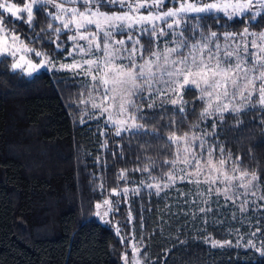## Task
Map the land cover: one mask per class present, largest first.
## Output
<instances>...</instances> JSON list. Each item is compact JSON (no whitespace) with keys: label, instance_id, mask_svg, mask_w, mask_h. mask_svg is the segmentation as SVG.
<instances>
[{"label":"trees","instance_id":"16d2710c","mask_svg":"<svg viewBox=\"0 0 264 264\" xmlns=\"http://www.w3.org/2000/svg\"><path fill=\"white\" fill-rule=\"evenodd\" d=\"M100 10L120 8L106 5ZM5 18L6 27H15L22 39L27 37L29 47L50 52L53 60H65L67 35L60 37L66 42L64 48L55 51L48 35L33 41V30L26 24L8 18V14ZM34 23L35 32L47 27L43 9ZM200 23L204 32L239 33L246 25L250 31H264V18L254 25L246 19ZM142 43L152 50L147 37ZM0 60L4 61L0 63V264H124L120 259L124 252L131 264L132 245L140 248L143 264H264V256L254 249L235 246L241 236L240 244H246L250 232L260 227L262 235L256 238L260 247L264 200L241 213L231 202L225 207L222 197L217 200L213 196V210L205 216L198 212L199 207H205L203 203L191 207L184 203L185 199H199L193 184L178 182L159 196L141 185V181H152L147 172L136 169H143L149 158L163 161L172 157L174 149L163 145L173 129L161 126L179 119L172 115L171 105L163 120L157 110L148 124L157 126L163 139H154L151 132L139 137L124 132L117 137L102 118L85 116L87 122L80 123L77 103L82 76L73 80L68 71L41 70L26 77L9 70V58ZM184 99L189 109L195 106V114L188 115L178 134L189 131L204 106L195 93ZM216 124L217 135L208 137L215 145L216 158L223 145L225 157L229 153L233 160L240 157L241 170L257 173L264 189V109L225 113L224 121L217 119ZM212 125L213 119H208L201 122V129L211 132ZM168 168L157 166L152 175L163 177ZM121 171L126 180H118ZM125 187H139L140 194L129 193L127 200L111 195L112 189ZM178 191L193 195L181 197ZM106 198L120 203L102 221L95 216V205ZM212 240H230L232 246L212 247Z\"/></svg>","mask_w":264,"mask_h":264},{"label":"snow or ice","instance_id":"6c2138e0","mask_svg":"<svg viewBox=\"0 0 264 264\" xmlns=\"http://www.w3.org/2000/svg\"><path fill=\"white\" fill-rule=\"evenodd\" d=\"M167 2L26 0L20 7L14 0H0V57L11 58V72L19 71L29 77L41 69L71 72L73 80L82 76L77 103L82 113L80 123L87 122L85 116L97 120L106 117L105 125L114 128L117 137L124 132L138 137L151 132L154 139H163L159 137V128L148 127V124L155 119L157 110L163 120L171 105L172 115L179 119H171L161 126L173 129L163 145L165 149H174L172 157L163 161L149 158L143 169H136L147 172L152 181L147 184L141 181V185L154 189L159 196L178 182H187L195 185V196L199 199H185L184 203L190 207L203 203L205 207L198 208L200 214L207 216L213 210L210 206L213 196L217 200L223 197L225 207L231 202L241 213H247L257 200H264L259 176L241 170L240 157L233 160L231 153L225 157L223 145L219 147L217 159L215 145L209 143L208 137L217 135L216 120L222 123L225 113L239 115L256 107L264 109V31H250L246 25L239 33H218L211 29L204 32L200 22L246 19L247 24H258L264 18V0H171L173 7L163 11ZM106 5L119 6L123 11H101ZM41 9L48 19L47 27L35 32V18ZM5 13L33 30V41L41 40L42 34L48 35L49 44L56 46L55 51L64 48L66 42L60 37L67 35V42L72 45L67 55L79 56V59L57 66L50 52L29 47L25 43L27 37L22 39L15 27H6ZM118 36L121 38L117 39ZM145 37L152 45L151 51L142 43ZM193 93L204 106L189 131L178 134L188 115L195 114V106L189 109L184 99L186 94ZM208 119H213L211 132L201 129V122ZM229 162L233 164L231 174L226 168ZM165 165L169 168L163 177L152 175L157 166ZM126 179L121 171L118 180ZM201 184L208 186L206 192ZM100 187L103 189L104 185ZM129 193L139 195L140 188L111 191L112 196H123L125 200ZM178 195L187 197L193 193L178 191ZM119 203L106 198L102 204L95 205V215L103 221ZM249 235L246 244H240L241 236L235 246L254 249L264 256V238L260 240V247L256 245V238L262 235L261 228L256 227ZM121 243H124L123 237ZM226 245L232 246V241H211L212 247ZM120 259L129 264L127 252L122 253ZM131 264H143L136 245H132Z\"/></svg>","mask_w":264,"mask_h":264},{"label":"rangeland","instance_id":"374dc122","mask_svg":"<svg viewBox=\"0 0 264 264\" xmlns=\"http://www.w3.org/2000/svg\"><path fill=\"white\" fill-rule=\"evenodd\" d=\"M26 2V0H21V1H19V2H15L16 4H17V6H20V7H22L23 6V4ZM178 6V5H177ZM170 7H173V4H172V2H171V0H168V2L164 5V7H163V11H167V9L168 8H170ZM49 8L51 9V6H49ZM44 10V9H43ZM52 11H55V9H51ZM101 11H103V12H108V13H111V12H121V11H123L122 9H120V10H111V11H109V10H101ZM143 12H144V14H147V9H144V10H142ZM5 14H7V13H5ZM24 15V17H25V19H26V13L25 14H23ZM67 47H66V52L63 54V57H65V60H54L55 62H56V64H57V66H59V64H61V63H64V64H71L72 62H73V59L75 58V59H79V56H75V57H69L68 55H67V53H68V50L69 49H71V47H72V45H71V42H67ZM161 47H163V44L161 45ZM31 56H32V58H33V60L34 61H38V58H36L35 56H34V54H30ZM1 58V57H0ZM10 64H11V58L9 57V67H10ZM41 70H46V71H49V70H47V69H41ZM40 70V71H41ZM21 73V72H20ZM23 74V73H22ZM24 75V74H23ZM24 76H26V77H29V76H27V75H24ZM257 99H258V97H257ZM89 118V117H88ZM104 121H105V119H106V117L105 118H102ZM232 167H233V164H231L230 162L228 163V164H226V168H227V170H228V172L231 174V170H232ZM151 182V181H150ZM152 183V182H151ZM201 188H203V190L206 192V190H207V185H204V184H201V186H200ZM133 188V187H132ZM131 188V189H132ZM223 198V197H222ZM224 199V198H223ZM250 199H251V197H250ZM258 201L259 200H257L256 201V204L255 205H251L249 208H256L257 206H258ZM102 202H103V200L102 201H100L99 203H101L102 204ZM238 209H239V207L238 206H236ZM96 208V207H95ZM96 211H97V209H95ZM95 211V212H96ZM96 216V215H95ZM97 217V216H96ZM98 218V217H97Z\"/></svg>","mask_w":264,"mask_h":264}]
</instances>
